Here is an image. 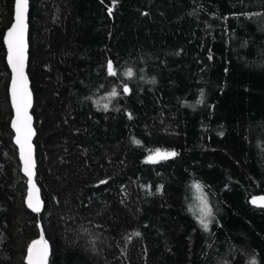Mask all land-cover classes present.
Listing matches in <instances>:
<instances>
[{"label": "trees", "instance_id": "1", "mask_svg": "<svg viewBox=\"0 0 264 264\" xmlns=\"http://www.w3.org/2000/svg\"><path fill=\"white\" fill-rule=\"evenodd\" d=\"M14 9L0 0V264L42 237L48 264H264V0H30L40 214L11 127Z\"/></svg>", "mask_w": 264, "mask_h": 264}, {"label": "snow or ice", "instance_id": "2", "mask_svg": "<svg viewBox=\"0 0 264 264\" xmlns=\"http://www.w3.org/2000/svg\"><path fill=\"white\" fill-rule=\"evenodd\" d=\"M28 0H15L16 4V13H15V23L8 31V44L9 48L12 50V55L10 60L12 61V67L15 75L12 79V97L13 102L16 107L17 120L13 123V127L16 129L17 143L20 145L21 156L24 163V171L31 176L33 174V158H32V145L30 143V138L33 135V130L30 126L31 117L28 115V107L31 103L30 94L27 88V81L24 74V8L26 7ZM117 3V0H112L113 7ZM109 14L112 13V8L108 9ZM112 61H108L107 68L109 74H114L112 72ZM126 76L131 78L133 72L129 69L126 73ZM154 82V81H153ZM122 91L128 93L130 90L125 86ZM118 95L116 89H113L109 93V99L116 97ZM203 92L200 93V100L197 101L198 104H202L203 101ZM96 104L102 107L103 110L107 111L109 108L108 103L100 104V101L97 100ZM131 119V114H129ZM133 143L139 145L141 141L133 138ZM152 154L147 156L146 162L155 163L157 160H164L170 157L177 155L175 151H161L160 149L150 150ZM107 181H101V183H106ZM193 187L202 193L203 186L197 181L194 182ZM162 188V186H161ZM159 190V189H158ZM253 204L264 205V197H254L252 199ZM201 207L199 209L198 222L199 224L207 230L209 227V222L207 218L212 216V209L209 207L207 200L202 198ZM29 207H33L31 202ZM35 211H39V206L34 207ZM191 210V209H190ZM134 235L139 236L140 233H134ZM48 255V248L46 242L33 241L32 245L28 248L27 259L29 264H45L46 257ZM250 264H258V262L253 257Z\"/></svg>", "mask_w": 264, "mask_h": 264}, {"label": "water", "instance_id": "3", "mask_svg": "<svg viewBox=\"0 0 264 264\" xmlns=\"http://www.w3.org/2000/svg\"><path fill=\"white\" fill-rule=\"evenodd\" d=\"M15 13H16V4H15V9H14V19L12 24L10 25V27L6 30L5 35H4V43H5V47H6V51H7V63L9 65L10 71H11V80H10V86H9V93H10V99H11V103H12V108H13V117L11 120V127L12 130L14 132V141L16 146L18 147V151H19V157L21 160V164H22V171L24 173V175L27 177L28 180V189H27V196H26V204L27 207L34 213L36 214H40L41 212H43L44 210V199L42 196V190L41 187L39 186L38 182H37V158H36V146H35V139L37 136V130L35 127V118L33 115V109H34V105H35V96H34V92H33V88H32V81L29 75V60H30V42H29V31H30V22H29V15H30V0H28V3L26 5V7L24 8V23H25V29H24V74L26 77V81H27V88L30 94V100L31 103L27 109L28 111V115L31 117V122H30V126L33 130V135L30 138V143L32 145V158H33V174L31 176H29L25 171H24V163H23V159L21 156V149H20V145L17 143V136L18 133L16 131V129L13 127V123L16 122L17 120V114H16V107L15 104L13 102V97H12V79L13 76L15 75L14 71H13V67H12V61L10 60V56L12 55V50L9 48V44H8V31L9 29L12 27V25L15 23ZM165 160V159H164ZM159 161H163V160H157V162ZM254 197H264L263 193H259V194H255L250 198V203L252 206L257 207V208H264V205L261 204H253L252 203V199ZM31 202V204L33 205V207H29V203ZM35 206H39L40 210L39 211H35L34 207ZM38 242H46L47 244V248H48V255L46 257L45 260V264L49 263V259L51 256V245L49 240H47L46 238L42 237L38 240H36ZM28 255V254H27ZM27 263L29 264V261L27 259Z\"/></svg>", "mask_w": 264, "mask_h": 264}, {"label": "bare ground", "instance_id": "4", "mask_svg": "<svg viewBox=\"0 0 264 264\" xmlns=\"http://www.w3.org/2000/svg\"><path fill=\"white\" fill-rule=\"evenodd\" d=\"M252 197V196H251ZM249 202H250V200H249ZM251 204V203H250ZM262 209H264V208H262Z\"/></svg>", "mask_w": 264, "mask_h": 264}, {"label": "rangeland", "instance_id": "5", "mask_svg": "<svg viewBox=\"0 0 264 264\" xmlns=\"http://www.w3.org/2000/svg\"><path fill=\"white\" fill-rule=\"evenodd\" d=\"M208 203V202H207Z\"/></svg>", "mask_w": 264, "mask_h": 264}]
</instances>
